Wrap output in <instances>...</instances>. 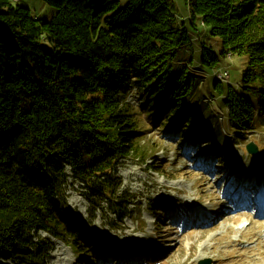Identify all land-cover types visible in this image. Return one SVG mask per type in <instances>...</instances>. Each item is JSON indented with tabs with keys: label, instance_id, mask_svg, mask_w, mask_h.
<instances>
[{
	"label": "trees",
	"instance_id": "obj_1",
	"mask_svg": "<svg viewBox=\"0 0 264 264\" xmlns=\"http://www.w3.org/2000/svg\"><path fill=\"white\" fill-rule=\"evenodd\" d=\"M43 1L56 9L50 18L0 0V264H47L56 240L85 251L88 225L68 209L69 177L92 219L130 213L136 195L121 190L118 164L139 150L140 125L128 91H142L147 117L168 115L165 128L180 126L183 138L195 127L199 79L187 62L172 80L169 70L199 48L201 66L221 70L200 28L221 39L228 59L248 56L242 94L212 81L231 120L252 119L244 94L264 112V0Z\"/></svg>",
	"mask_w": 264,
	"mask_h": 264
},
{
	"label": "rangeland",
	"instance_id": "obj_2",
	"mask_svg": "<svg viewBox=\"0 0 264 264\" xmlns=\"http://www.w3.org/2000/svg\"><path fill=\"white\" fill-rule=\"evenodd\" d=\"M18 2L42 18L56 12L43 0ZM208 30H197L199 40L215 51L221 70L201 66L199 48L180 52L181 61H174L168 76L172 80L184 62L198 76L191 100L197 101L199 111L192 123L196 127L200 121L203 129L195 133L193 127L183 138L180 126L168 131V115L148 118L141 108L143 92L130 87L126 101L134 106L140 125L139 150L121 160L118 175L121 190L136 195L135 204L122 221L100 211L92 219L81 194L83 187L69 177L68 209L88 225L80 239L85 251L61 242L47 264H264V217L259 210L264 202V123L260 120L264 112L258 111L262 106L257 97L244 94L254 106L250 122L243 127L228 116L223 96L212 89L214 74L228 71L229 82L223 83L242 94L248 56L228 59L220 53L221 39ZM214 114L217 120H212ZM220 130L224 137L218 143ZM251 141L257 144L258 155L247 153ZM226 193L240 206L222 203ZM196 212L205 217L194 223L183 218Z\"/></svg>",
	"mask_w": 264,
	"mask_h": 264
},
{
	"label": "bare ground",
	"instance_id": "obj_3",
	"mask_svg": "<svg viewBox=\"0 0 264 264\" xmlns=\"http://www.w3.org/2000/svg\"><path fill=\"white\" fill-rule=\"evenodd\" d=\"M218 78L227 80V78L225 77V75L222 74V73L218 74ZM246 151L250 155H258L259 154V151L258 152H250L247 148H246ZM237 175H238V177H244L245 176L244 174H240V173H237ZM222 203L232 204L233 206L236 205V207H239L240 206V202L235 203L232 199H230V197L228 196V193H226L225 199L222 200ZM183 218L184 219H187V216H184ZM201 219H203V215L200 214V213H198V214H196V217H195L194 222L197 221V220H201ZM60 244H61V241L56 240V246H55V249L54 250H56L59 247Z\"/></svg>",
	"mask_w": 264,
	"mask_h": 264
},
{
	"label": "water",
	"instance_id": "obj_4",
	"mask_svg": "<svg viewBox=\"0 0 264 264\" xmlns=\"http://www.w3.org/2000/svg\"><path fill=\"white\" fill-rule=\"evenodd\" d=\"M247 149L250 152H258L259 151L257 144H255L253 141H251L250 143L247 144Z\"/></svg>",
	"mask_w": 264,
	"mask_h": 264
},
{
	"label": "built area",
	"instance_id": "obj_5",
	"mask_svg": "<svg viewBox=\"0 0 264 264\" xmlns=\"http://www.w3.org/2000/svg\"><path fill=\"white\" fill-rule=\"evenodd\" d=\"M222 74H224V75H225V77L228 79V73H227V72H225V73H222Z\"/></svg>",
	"mask_w": 264,
	"mask_h": 264
}]
</instances>
